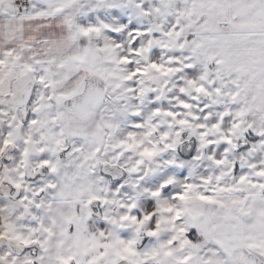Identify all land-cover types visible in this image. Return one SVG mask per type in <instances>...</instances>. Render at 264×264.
<instances>
[{"label": "snow or ice", "instance_id": "6c2138e0", "mask_svg": "<svg viewBox=\"0 0 264 264\" xmlns=\"http://www.w3.org/2000/svg\"><path fill=\"white\" fill-rule=\"evenodd\" d=\"M0 264H264V0H0Z\"/></svg>", "mask_w": 264, "mask_h": 264}]
</instances>
